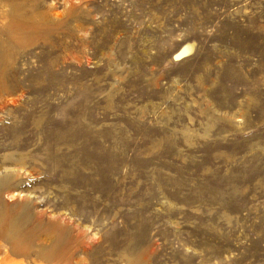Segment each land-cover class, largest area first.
Here are the masks:
<instances>
[{"label":"rangeland","instance_id":"obj_1","mask_svg":"<svg viewBox=\"0 0 264 264\" xmlns=\"http://www.w3.org/2000/svg\"><path fill=\"white\" fill-rule=\"evenodd\" d=\"M0 10V248L264 264V0Z\"/></svg>","mask_w":264,"mask_h":264},{"label":"bare ground","instance_id":"obj_2","mask_svg":"<svg viewBox=\"0 0 264 264\" xmlns=\"http://www.w3.org/2000/svg\"><path fill=\"white\" fill-rule=\"evenodd\" d=\"M5 12L6 11H4V10H0V15H1L2 20L7 18V15H6L7 13H5ZM192 49H193L192 44H186V45L182 46V48L175 54V59H179V58H182V57L190 54ZM20 163H21V161H20ZM5 167H3V168H5ZM11 174L12 173L10 171L4 172V175H2L0 177V186H2L4 183H6L11 178V176H12ZM34 244L19 246L17 243V244H14L11 246V249H12L11 251L7 250L6 248H0V249H3L2 251L0 250V252H1L0 253V264H44L45 263L44 260H46L45 254L47 252L44 254L43 249H41L42 247L38 246V244L37 245H34ZM16 254H22V256H18ZM29 255H33L36 259L34 257H33L34 259H28V258H30V257H28ZM49 255H52V253H49ZM51 257H53V256H50V258ZM50 258H49V260H50ZM43 261H44V263H43ZM51 261L52 260H50V262Z\"/></svg>","mask_w":264,"mask_h":264}]
</instances>
